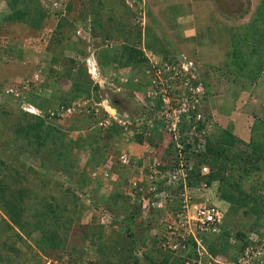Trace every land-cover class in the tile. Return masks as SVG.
Masks as SVG:
<instances>
[{"label": "rangeland", "instance_id": "rangeland-1", "mask_svg": "<svg viewBox=\"0 0 264 264\" xmlns=\"http://www.w3.org/2000/svg\"><path fill=\"white\" fill-rule=\"evenodd\" d=\"M245 3L246 0H243L240 9H235L226 16L219 12L216 0H0V264H40L54 260L61 251H52L51 256L46 257L48 255L42 251L39 241L44 230L52 228V222L62 232L67 227L68 220L70 223L72 221L68 226L73 229V235L82 233L81 236H84V232L92 230L90 235L101 240V246H104V251L108 249L111 260H117L126 254L124 250L119 251L118 246L128 243L129 249L137 243L147 242L151 237L147 232L146 221L142 223L146 228H139L141 223L137 221L135 233H131L134 235L127 236L131 239L130 243L124 235L112 233L108 229L103 231L96 221L97 214L93 211L92 204L105 208L110 202L108 196L101 193L102 186L93 188L95 194L92 191V184L83 171L89 166V162H83L84 154L75 145L80 138L85 139L86 144L92 143L93 136L88 135V132L80 136L71 134V138L65 139L66 145L64 139L58 138V134L52 131V137L40 149L39 158L35 154L36 141L32 140V134L31 139L29 133L27 136L21 134L24 126L34 123V118L32 120V115H27L22 110L19 101L6 97V89L20 83V80L22 82L32 78L39 70H42L45 77L44 86H56V83L67 85L73 74L86 67L84 62L90 51L97 56L101 75L115 85L114 82H119L118 79L122 76L120 68L104 69L99 57L100 48L116 50L119 46L128 44L137 45L142 50L146 43L155 51L168 49L170 57L187 51L197 68L211 72V75H223L218 81L224 82L226 86H215L219 88L218 99L223 98V104L218 111L229 116L236 109L239 115L248 117H242L246 123L243 124L244 127L241 126V133H237L236 138L245 143L242 146L245 150H250L247 144L251 145L252 138L256 141L264 138V0H250V5H244ZM212 4L213 7L210 6ZM234 4L235 1H232L231 6L234 7ZM201 6H208L209 10H199ZM190 8L192 10L189 16L184 15ZM240 12H244L242 17L237 16ZM206 18L207 21L204 20ZM141 35L142 42L137 44L136 40ZM206 40L214 42L216 49L201 47ZM190 48L196 54L191 53ZM243 61L250 64L246 65L248 69L245 68L246 74L249 70L250 75L247 79L246 75H242V66H245ZM251 65L256 66V77ZM124 69L125 75L127 69ZM89 76L93 82L91 86H99L90 74ZM232 83L236 86H232ZM254 83L257 86H252ZM70 87L72 86H68V89ZM145 90L144 86L136 92L144 98ZM34 92L27 99H33V94H36ZM113 96L120 101L124 110L131 114L137 111L138 108L129 100V95ZM82 97L87 96H81L72 103L81 102ZM224 120L226 122L217 127L212 141L222 140L224 129L235 135L234 123L229 122L230 119ZM68 124L69 122L61 123L58 120L56 127L68 130ZM103 134H106L105 131ZM107 142V139H103L102 145L108 144ZM121 143L116 139L109 142V153L102 157L103 161L109 160L117 149L122 151ZM70 145L73 150L69 148ZM95 148L87 147L92 153ZM88 153L92 159L91 152ZM65 157L69 158L72 167L68 165ZM78 160H81L79 164ZM113 162L117 164L119 161L117 159ZM78 168L80 170L77 171ZM60 170L62 173L59 177L51 175V172ZM131 172L132 170L124 168L116 169L117 174L113 180L122 184L114 185L113 191H110L112 193L107 194L117 196L115 193L119 189L118 193L125 196ZM75 178H78L82 186L76 184ZM84 194H89L91 200H87ZM79 198H84L86 201H82L85 204ZM112 198L111 202H114L116 198ZM65 203L63 214L59 212L60 215L56 218L48 216L49 220H44L48 225L43 224L42 230H34L35 223H40L42 213L47 211V207L48 210L50 208L57 211ZM220 206L225 207L224 203ZM227 209L228 205L225 207ZM248 220L251 219L244 218V222ZM150 226L153 225L150 224L148 228ZM13 227L18 228L19 232L16 233ZM32 230L33 237L30 238L27 232ZM103 235L106 240H103ZM77 243L86 249L95 242L91 237L85 240L80 237ZM90 258L98 260L99 256L94 254Z\"/></svg>", "mask_w": 264, "mask_h": 264}, {"label": "built area", "instance_id": "built-area-1", "mask_svg": "<svg viewBox=\"0 0 264 264\" xmlns=\"http://www.w3.org/2000/svg\"><path fill=\"white\" fill-rule=\"evenodd\" d=\"M142 50L149 62L146 75L150 80L144 98L127 88L130 79L124 76L118 79L120 84H110L101 75L93 51L88 52L87 67L93 80L99 84L98 100L91 94L90 97H82L79 103L41 110L27 98L33 90L36 94L42 93L45 84L42 70L6 89V97L18 99L25 112L39 116L46 124L56 126L58 120L63 123L76 114L85 113L92 118V130L106 131L113 124L122 126V143L119 141L122 151L118 160L124 166H138L143 178L142 182L137 179L131 181V202L138 207L143 219L154 218L151 234L162 254L168 257L164 260L167 264H264V237L257 233H252L250 239L261 240L263 246L259 249H255L251 242L241 245L236 237H231L229 253L214 254L210 250L211 242L218 241L222 235L227 212L212 201L213 187L203 181L189 184L197 169L195 158L207 150L215 125L206 110L208 86L200 77V69L185 54L167 58L145 47ZM117 94L129 95L137 111L131 114L114 104L113 95ZM157 135L167 144L157 151L165 154L170 150L171 156L163 159L165 162L156 156H145L141 160L135 158L134 146L141 143L147 150L151 149L150 139L157 141ZM170 145L172 149H169ZM150 153L158 154L155 149ZM201 168L204 174L210 171L207 166ZM110 169L107 163L101 171L94 170L93 179H106ZM84 195L91 200L89 194ZM92 206L99 225H113L115 216L111 211L103 207L96 210L94 204ZM262 222L264 225V219ZM66 263L67 258L62 262H48Z\"/></svg>", "mask_w": 264, "mask_h": 264}, {"label": "trees", "instance_id": "trees-1", "mask_svg": "<svg viewBox=\"0 0 264 264\" xmlns=\"http://www.w3.org/2000/svg\"><path fill=\"white\" fill-rule=\"evenodd\" d=\"M232 1L233 3L235 1L234 7L231 6ZM216 4L218 5L219 12H222L224 15L229 16L235 9H240V7L243 6V0H216ZM244 5H250V0H246V3ZM243 15L244 12H240L237 14L238 17H242ZM142 39L143 37L141 35L136 40V43H141ZM145 45L147 46L146 49H149V51L151 52L157 53L156 51H160L158 49H156V51L153 50V48L148 46L146 43ZM119 47L120 48H117L116 50L114 48L113 50L100 48L99 57L103 62L102 67L104 69L106 67H112L111 69L115 70L120 68V72L122 74L124 68H131V70L139 69L142 73V76H136L134 73L133 74L135 76L133 74H127L128 77H130L127 86L132 91L141 90L142 87L145 86L146 90L144 94L146 95L147 89L150 85V80H148V76L146 75V71L149 68L148 60L144 57V53L137 45L132 46L126 44L122 45V47ZM161 53H164V51L162 50L159 52V54ZM164 56L168 58V55L165 53ZM244 64L245 66H242V75H246L245 79H247L248 77H250V75L249 70H247L246 74L245 68L248 69L246 65L250 66V64H248L247 61ZM85 65L86 62H84V66ZM250 68L254 72V77H256V66L251 65ZM253 75H251V77ZM89 77L90 76L87 73V65L85 68H81L77 73L72 75L71 81L73 82V86L71 88L70 95H68L65 100H63L64 104L71 105L72 101H75L83 95L90 97L91 92H94L95 99H99V86H91L93 82H91L92 80H90ZM33 95L34 98H30V100L27 99V101H30L32 104L43 111H46L49 108H53V99H48L47 97L43 96V94ZM117 104L120 106L119 108H122L120 105V101H118ZM33 118L34 123H32L31 126L27 125L24 126L25 128L21 127V134L27 136V134L29 133L30 139L32 134V140L36 141L34 146V148L36 149L35 154H37L39 158H41L40 149L48 142V139L52 137V131L58 134V138L64 139L65 143V141H67L65 140L66 137L71 138V134H74V132H76V134L80 133L84 127L92 123V118L85 113L76 114L66 120L65 122H69L66 128L68 130L62 129L60 126L56 127L54 125L46 124V122L38 116H32V120ZM122 132V126L118 124H113L109 130H106L105 133L107 135L103 134L104 131L102 129H94V132L90 134V136H93L92 143L86 144L87 141L85 139L80 138V140L78 138L79 140H77L79 142H75V145L79 147L80 150H83V148L87 149V147H96L93 153L92 151L88 149L87 150L92 154V159L89 160V165L91 164L92 168L98 169L104 162L105 164H110L111 162H113V160L118 159L120 149H117V152L114 151L107 162L106 160L103 161L102 157L107 156V147L109 142H112L115 139L121 142ZM223 132L224 138L222 140L215 142V140L212 141V139H209L207 150L203 154H199L196 156L195 159L197 161V169L195 170L194 178L189 181V184L199 183L203 181L206 182L210 187L217 188L214 183H219L217 196L221 201L226 202V204L228 205L226 219L223 224L222 235L219 237L218 241L216 239L211 242L210 250L212 251V253H229V240L231 237H236L239 240V244L241 245L251 242L252 246H254L255 249H259L263 246V243L261 242V240L252 241L250 239V235L252 233H257L261 238L264 237V225L262 222V220L264 219V138H261L258 141H256L255 138H252L251 145L247 144V148L249 147L250 150H245V148L242 147L245 143L238 140L230 130L224 129ZM159 135L155 136L157 141L150 139V143L154 145L158 149V151H161L162 146H166L167 144ZM262 135L264 136V133ZM215 136L216 134L213 135V138ZM103 139H107L108 144L102 145ZM71 146L72 145H70L69 148L73 150ZM169 149H172L171 145L169 146ZM167 152L168 151L166 150V153ZM65 160L67 161L68 165H70L69 158L65 157ZM70 166L72 167L73 164H71ZM200 166H207L209 167L210 171L204 174L202 172V168L200 169ZM111 169H114V166H112ZM111 169L109 172V177H107L106 179L99 178L98 180H94L96 188L102 186L101 193L103 192L108 196V201L110 202V204H106V207H108L110 211L114 212L117 216H120L121 213L125 214V221L122 223H125L127 227H124L123 229L127 230L126 232L128 233H135V231L133 230L136 226V221L138 218L137 214L140 213V210L137 209L138 211L136 213L135 211H132L133 206L130 203L131 197L128 196L130 195L129 188L125 189V196L122 195V193H118L119 189L115 193L118 194L117 196H113L114 194H107L112 193L110 191H113L112 189L114 185L119 186L118 184H120L117 183V181H114L113 177H110L114 173V171ZM108 187H110L109 190L107 189ZM107 196L104 197L107 199ZM214 196H216V193L212 195V198ZM112 197L116 198L114 202H111ZM113 199L114 198H112V200ZM119 202H121V204ZM65 207L66 203L57 211L51 210L50 208L48 210L47 207V211L42 213L40 223L39 221L35 223L34 230H36L37 228L42 230V228L44 227L43 224L48 225L44 220H49L48 216L50 215L56 218L58 215H60L59 212L63 214V209ZM244 218H249L251 220H248V222H244ZM51 220L54 221L58 219ZM37 223L39 224L37 225ZM68 223H70V220H68ZM68 223L66 224L67 227H65L62 232L56 229V226H54L53 222L51 223L52 228L49 227L44 230L43 235L39 241L41 243L42 251L46 255H48L46 257L51 256L52 251L60 250L61 252L58 253V256L53 259L61 260L63 256L68 255L66 264H134V262H137L138 260L134 255L133 250L135 248H141L144 251H148L145 254L146 259H149L151 262H153V264H167L155 261L153 259L151 250L146 247L147 245L145 244V242L140 243L141 247L134 246L132 247L133 250H126V254L122 256L120 255L121 257L117 258V260H111L112 256L107 253L108 249L105 251L103 250L104 246H101V240H96V238L90 235L89 232H92V230L88 229V233L84 232V236H81L82 233L81 235H73L74 231L71 226H68ZM70 224H72V221ZM102 229L104 231V228ZM34 230L27 232V235L30 236V238L33 237ZM18 235L22 236L21 234ZM80 237H82L84 240L87 237H91L92 241L95 243H93L90 248L87 247L86 249H83V247L77 243V240ZM103 240H106L104 239V235ZM126 246L128 245L118 246L120 248L119 251L124 250ZM156 251L157 250L154 249L153 254ZM94 254H97L99 256V259L95 260L96 262H93V260L90 258V255ZM40 264H46V262L43 261Z\"/></svg>", "mask_w": 264, "mask_h": 264}, {"label": "clouds", "instance_id": "clouds-1", "mask_svg": "<svg viewBox=\"0 0 264 264\" xmlns=\"http://www.w3.org/2000/svg\"><path fill=\"white\" fill-rule=\"evenodd\" d=\"M143 47H145L144 45H143ZM146 48V47H145ZM141 49V48H140ZM167 50V49H166ZM142 52H143V50H142ZM158 53V52H157ZM165 53V52H164ZM164 53H161V55L162 56H164ZM165 54H167L168 55V58H175L176 56L175 55H173L172 57H170V55L168 54V53H165ZM177 56H179V55H177ZM97 57V56H96ZM187 57V56H186ZM86 65H87V59H86ZM87 69H88V67H87ZM89 73V72H88ZM206 85V84H205ZM44 88V87H43ZM127 88H128V86H127ZM129 89V88H128ZM213 91V89H212V87H210V86H208V98H207V113H209V115H210V117L214 120V122H215V125H214V128L212 129V131H211V133H210V136H209V139L211 140L212 138H213V135L216 133V129H217V127H219V126H222V125H220L218 122H217V120L214 118L215 116L213 115V113L211 112V108H209L208 109V107H209V105H211V106H216L217 104H219L218 103V96H215V94H211L210 92H212ZM117 95H122V97H126V96H123V94H117ZM10 98H14V99H16L15 97H10ZM116 98V97H115ZM17 101H19L18 99H16ZM20 102V101H19ZM114 104H117L118 103V100L117 99H114ZM220 104H222V102L220 103ZM20 106H21V102H20ZM54 108V107H53ZM23 110V109H22ZM26 114H29V115H32V116H37V115H35V114H31V113H27L26 112ZM39 117V116H38ZM64 123V122H63ZM91 124H90V126L87 128V129H90V130H92L91 129ZM81 133V135H84V134H82V131L80 132ZM83 133H86V132H83ZM89 133V132H88ZM209 139H208V141H209ZM140 145H142L141 143H139ZM152 145V144H151ZM153 149H155V152L156 153H158V154H153V153H150ZM168 152L167 153H165V154H162V153H159L158 151H157V148L154 146V145H152V147H151V149H146V152H145V154L144 155H140L139 153H137L135 150L133 151V154H134V157L135 158H137V159H139V160H141L142 159V157L144 158L145 156H152L153 158L156 156L158 159H161V158H164V159H166L167 157H170L171 156V151L170 150H167ZM169 151H170V153H169ZM121 153V152H120ZM148 154V155H147ZM119 157V156H118ZM161 157V158H160ZM113 160V159H112ZM162 160V159H161ZM108 161V160H107ZM106 161V162H107ZM119 161V160H118ZM81 162V160H78V164ZM109 164V163H108ZM140 164H142V162L140 163ZM105 165V162L103 163V164H101V166L99 167V168H102L103 166ZM111 167L112 166H114V169H111V170H113L114 171V173L110 176V177H114L115 176V174H117V173H115V171H116V169H118V170H121V169H128V170H132V172H131V174H130V176H129V179H128V187H129V193H130V183H131V181H133V180H139V181H141L142 182V177H141V174H140V172H139V167L138 166H124V165H122L120 162H118L117 164H114V162H111L110 164H109ZM89 173L91 174V176H92V172L94 171V170H96V169H94V168H92V167H90V165H89ZM98 168V169H99ZM110 172V171H109ZM52 174L51 175H57L58 177H59V175L62 173V171L60 170L59 172H51ZM100 178H102V177H100ZM105 179V178H104ZM92 186H91V189H92V191H93V188H95L96 187V184H95V182H94V179H93V177H92ZM94 184V185H93ZM215 185H216V183H215ZM214 188L215 187H213L212 188V192H213V194H215V191H214ZM216 190H217V188H215ZM94 192V191H93ZM94 194H95V192H94ZM95 196V195H94ZM128 196H130V195H128ZM131 197V196H130ZM132 199V198H131ZM80 200H81V198H80ZM83 200V199H82ZM81 200V201H82ZM83 202V201H82ZM84 203V202H83ZM130 203H131V205L133 206V210L132 211H135V213L138 211L137 209H138V207L137 206H135L131 201H130ZM85 204V203H84ZM96 206V204L94 205V207ZM96 207H98V206H96ZM95 207V208H96ZM105 208L106 209H108L106 206H105ZM109 210V209H108ZM225 210V209H224ZM110 211V210H109ZM226 212H227V210H225ZM112 212V211H111ZM96 213V212H95ZM113 214H114V216H115V220H114V222H113V225L112 226H101V225H99L100 227H102V228H104V231L106 232V230L108 229L110 232H112V233H117V234H120V235H124L125 237H126V239L129 241V243L131 242V239L129 240L128 238H127V236H129L131 233H128V232H126L127 230H124L123 228L124 227H127L126 226V224L125 223H122V222H124L125 221V214L124 213H121V215L120 216H117L114 212H112ZM97 214V213H96ZM137 215H139L138 216V218H137V221L138 222H140L141 223V226H139L138 225V227L140 228V227H145L146 228V226H143L142 225V223L143 222H145L146 221V223H147V232H149L150 233V235H151V237L148 239V240H146L147 242H145V244L147 245L146 247L148 248V249H150L151 250V253H152V256H153V259L155 260V261H157V262H163V263H167L166 261H164L165 260V258H168V257H165L163 254H162V252H161V250L158 248V243L154 240V238H153V236H152V234H151V232H152V230L154 229V223H155V220H154V218H149V219H143V217L140 215V213L139 214H137ZM139 219V220H138ZM96 221H97V216H96ZM137 221H136V224H138L137 223ZM98 222V221H97ZM153 225V226H150L149 228H148V226L149 225ZM121 228H122V230H121ZM135 228H136V226L134 227V230L133 231H135ZM133 233V232H132ZM131 235H134V234H131ZM123 236V237H124ZM135 236H136V234H135ZM136 243H137V241H136ZM127 245H128V243H127ZM134 246H137V247H141L140 246V244H139V246H138V243L137 244H135ZM134 246H132V247H134ZM132 247H130L129 248V250L130 249H132L133 250V248ZM128 250V246H126L125 248H124V251H126V250ZM154 249H156L157 251L156 252H154V254H153V250ZM146 252H148V251H144L143 249H141V248H135L134 250H133V253H134V255L136 256V258H137V262H134V264H153V262H151L149 259L147 260L146 259V256H145V254H146ZM138 253H140V254H138ZM226 254V253H225ZM67 256L68 255H65V256H63L62 257V259L61 260H57V261H59V262H62V260L63 259H65V258H67ZM56 260V259H55ZM93 260V262L95 261L94 259H92Z\"/></svg>", "mask_w": 264, "mask_h": 264}, {"label": "crops", "instance_id": "crops-1", "mask_svg": "<svg viewBox=\"0 0 264 264\" xmlns=\"http://www.w3.org/2000/svg\"><path fill=\"white\" fill-rule=\"evenodd\" d=\"M210 6H212L213 7V4L212 5H210ZM208 6H201V7H199V10H200V8L202 9V10H204V8H205V10H209V8H207ZM216 8V7H215ZM192 10V8H190V9H188V11L189 12H187V14H184V15H187V16H189V14H190V11ZM207 19L208 18H206V19H204L205 21H207ZM203 20V21H204ZM207 24V23H206ZM208 26V25H207ZM195 30V29H194ZM207 30V29H206ZM192 32V31H191ZM188 34H189V32H188ZM193 38L196 40V38H195V36H193ZM206 38H207V36H206ZM203 39V38H202ZM214 42H211V41H208V40H206V41H204V42H202V46L201 47H204V46H208V47H210L212 50L213 49H216V48H214L215 46H214V44H213ZM213 45V46H210V45ZM144 46L145 47H147L145 44H144ZM202 49V48H201ZM147 50H149V49H147ZM160 51H162V50H160ZM159 51V52H160ZM165 53H168V49L167 50H163ZM202 51V50H201ZM190 52L191 53H193V54H196V52L194 51V50H192L191 48H190ZM187 51H185V55L187 56V58L189 59V60H193L192 58H190L188 55H187ZM261 58V56L259 57V59ZM202 59H200V61H201ZM194 61V60H193ZM202 62V61H201ZM128 70H127V72L129 73V74H135L136 76H141V71L139 70V69H137V70H131V68H127ZM124 71H126L125 69H124ZM264 72V71H263ZM128 73H126L125 75H124V72H123V74H122V76H124V77H126V78H128V79H130V77H128ZM199 73H200V77L202 78V80H204V82H205V84H206V86H211L212 87V89H213V91L212 92H210L211 94H215V96H218V98H219V95H217V91H219V88L218 87H215V86H226L225 85V83L224 82H222V81H218V80H220V79H222V76H218V75H216V74H218V73H216V74H214V75H211L212 73L210 72V73H208V72H205V71H203V70H200L199 71ZM133 74V75H134ZM134 75V76H135ZM252 75V74H251ZM0 80H1V78H0ZM217 80V81H216ZM21 81V80H20ZM214 81V82H213ZM232 82H233V80H232ZM238 82V81H237ZM236 82V83H237ZM222 83V84H221ZM227 84V83H226ZM235 83H232V86L234 85ZM68 86H73V82L72 81H70V82H68L67 83V85H64V84H62V83H59V84H57L56 83V86H51V87H48V86H44V88H43V96H45V97H47L48 99H53V101H55V103H53L54 105H53V107L54 108H57L58 107V105H59V103L60 104H64L63 102V100H65V98L68 96V95H70V92H71V88L72 87H70V89H68ZM228 86V85H227ZM235 86H236V84H235ZM252 86H257V83H254V84H252ZM83 96H85V95H83ZM221 96V95H220ZM33 98H34V96H33ZM76 100H78V99H76ZM75 100V101H76ZM222 100H223V98H221V100L220 99H218V103L219 104H217L216 106H211V105H209V107H208V109L209 108H211V112L213 113V115L215 116L214 118L217 120V122L220 124V125H223V123L224 122H226L225 120H224V118L225 119H230L229 120V122H232V123H234V132H235V136L237 135V133H241V126L244 124V123H246V122H244V119L242 118V117H244V116H242V115H239L238 113H237V110L236 109H234V110H232L231 111V113L229 114V116H227V115H225V114H223L222 112H220V110L218 111V109L222 106V104H220L221 102H222ZM72 102H74V101H72ZM236 108V107H235ZM244 118H248V117H244ZM90 126V124L88 125V126H86V127H84L83 129H82V134H85V133H83V132H89L88 133V135H90L91 133H93L94 132V130H90V129H87L88 127ZM243 127H244V125H243ZM75 135H81V133H78V134H76V133H74ZM240 136H241V134H240ZM239 139H240V137L239 136H237ZM74 138V137H73ZM78 138V137H77ZM134 150L137 152V153H139L140 155H144L145 154V152H146V148L143 146V145H136V146H134ZM81 152L84 154V160H83V162L84 161H86L87 160V164H88V162H89V159H90V154L88 153V150L86 149V148H83V150H81ZM89 155V156H88ZM148 155V154H147ZM87 157H89V158H87ZM161 158V157H160ZM162 159V161L163 162H165L166 160H163L164 158H161ZM89 167V166H88ZM86 168V169H82L83 171H84V174H86V176L89 178V182H90V184H92V176H91V174L89 173V168ZM78 170H80V168H78L77 169V171ZM81 172V171H80ZM81 173H83V172H81ZM74 180V179H73ZM79 180H80V178H79ZM75 181H76V184H78L79 186H82L81 184L82 183H80L79 181H78V178H75ZM114 181H116V180H114ZM117 183H120V184H122V182H119V181H117ZM94 185V184H93ZM216 186H219V183H216ZM218 189V188H217ZM214 191H215V193H216V196H214L213 198H212V201H214L217 205H221V203H224V205H225V207H227V204H226V202H224V201H221L220 200V198H218L217 197V190L214 188ZM219 204H218V203ZM219 205V206H220ZM221 207V206H220ZM225 207H223V209H225ZM16 233L17 232H19V230H18V228H16V227H13L12 228ZM46 264H48V262L46 261Z\"/></svg>", "mask_w": 264, "mask_h": 264}]
</instances>
